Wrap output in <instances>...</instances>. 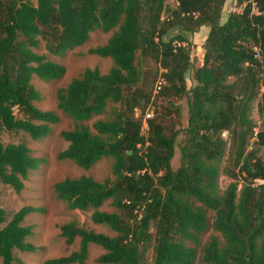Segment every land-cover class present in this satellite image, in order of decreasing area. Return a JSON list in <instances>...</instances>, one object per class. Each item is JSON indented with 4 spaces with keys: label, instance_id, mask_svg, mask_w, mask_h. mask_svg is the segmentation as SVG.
<instances>
[{
    "label": "trees",
    "instance_id": "trees-1",
    "mask_svg": "<svg viewBox=\"0 0 264 264\" xmlns=\"http://www.w3.org/2000/svg\"><path fill=\"white\" fill-rule=\"evenodd\" d=\"M168 1L0 0V129L33 139L46 135L58 116L34 106L41 94L31 77L58 79L64 73L61 64L34 50L42 43L49 55L62 56L91 31L114 29L103 45L88 50L111 58L113 66L106 73L85 68L55 96L56 107L73 122L59 131L67 144L56 158L87 170L110 156L112 180L81 174L55 181L52 190L68 210H90V221L115 235L75 219L61 223L58 237L77 247L43 264H84L90 244L102 250L95 257L99 264H144L149 245L151 264H194L195 247L186 242L198 245L208 227L219 237L210 236L199 247L202 264H264V155L257 154L264 151V0H251L257 14L250 12L249 0H235L237 6L244 3L241 10L222 22L225 0H176L173 7ZM201 26L208 27L201 63L187 85L185 33ZM173 29L177 32L167 36ZM248 41L259 44L261 63L245 48ZM145 58L160 69L164 84L154 94L166 104L146 120L143 135L141 116L150 98L141 68ZM172 98L185 99L181 131L174 128L179 108ZM256 98L260 128L249 116ZM109 103L116 105L111 116L93 121L92 132L84 122L104 113ZM134 107L140 109L137 116ZM176 146L178 164L172 169ZM43 162L23 142L0 141V184L20 192L29 171ZM219 174L229 179L223 189ZM105 203L113 211L101 210ZM31 213L45 209L22 205L7 217L0 207V264H25L15 251L43 249L27 240L32 226L22 221Z\"/></svg>",
    "mask_w": 264,
    "mask_h": 264
},
{
    "label": "rangeland",
    "instance_id": "rangeland-1",
    "mask_svg": "<svg viewBox=\"0 0 264 264\" xmlns=\"http://www.w3.org/2000/svg\"><path fill=\"white\" fill-rule=\"evenodd\" d=\"M34 3V0H31ZM169 7L175 6L172 0L167 2ZM237 8L236 2L231 0H225L223 8L221 10L220 21H222L229 12ZM164 15V14H163ZM162 15V16H163ZM114 30V29H112ZM111 31L102 32L98 29L91 31L88 35V39L80 46L66 51L62 56H52L46 53L42 43L34 51L39 54H44L47 59L59 63L64 67L63 75L58 79L41 80L37 76L31 77V84L41 94L40 100L34 102V106L41 110H52L58 116L56 123L48 124L49 131L46 135L33 139L23 131L9 132L0 129V141L2 143H17L23 142L29 148L31 155L39 156L44 159V162L40 164L35 170L29 171L27 179L24 181L23 188L20 192L16 193L13 189L7 185L0 184V207L5 211L8 217L13 211L21 207L22 205L40 206L45 209V213H31L23 221L22 224L32 226V235L27 238L29 242L36 246H41L43 249L35 252H21L15 251L14 255L25 262V264H43V261L48 258L57 257L67 254L69 251L77 247V242L74 241L72 245H65L58 237L57 226L61 223L69 220H76L79 224H82L86 228L94 231L102 232L109 236H114L115 233L111 231L104 224H93L89 219V211L68 210L65 207V203L55 197L52 190V184L64 177H77L80 174H86L91 176L96 181L112 180V174L110 171V165L112 159L110 156L102 157L95 162L89 169L83 170L75 165L69 159H57V152L63 150L66 147V142L59 136V131L71 129L73 126L72 119L60 111L56 107V92L57 90L66 86V84L75 77H78L85 68H96L99 73H106L112 66L113 62L109 57H100L93 53H89V49L99 45H103L111 34ZM204 28L199 27L192 34H186L188 40V53L190 58V67L185 73L186 84L190 83V75L192 69L201 63L202 57V42L204 39ZM180 32V30H178ZM176 29L171 30L167 36L174 35ZM183 32V31H182ZM141 68L143 69V76L147 83V88L150 90V98L145 105L154 110H160L166 104L161 97L155 98L153 93L154 82L157 79L160 69L156 66L155 62L150 59H143L141 61ZM171 102L174 106L179 108V118L172 117L174 128L181 131L185 126L186 120V103L184 98H172ZM257 98L251 102L249 116L254 123L255 128L261 127V122L256 110ZM111 106L116 107L109 103L105 109V112L92 116L84 124L87 125L92 132L94 130L91 127V123L97 119H107L111 116ZM144 107V108H145ZM226 137V133L223 135ZM177 141L181 140V133L177 135ZM253 144H249V147ZM257 154L264 155L263 150H259ZM178 164V148L175 147L174 155L170 161L172 169ZM229 182V179L224 175L219 174L218 185L220 189H223ZM104 211H113V209L105 203L101 208ZM208 224L212 220V211H206ZM210 236L219 237L218 233L211 228H207L199 236V244L193 245L190 242H186L187 245L195 247L196 257L194 264H202L200 262V246L207 241ZM102 250L95 246L89 245L87 258L84 264H99L95 261V257L98 256ZM152 261V248L147 246L144 254V264H151Z\"/></svg>",
    "mask_w": 264,
    "mask_h": 264
},
{
    "label": "built area",
    "instance_id": "built-area-1",
    "mask_svg": "<svg viewBox=\"0 0 264 264\" xmlns=\"http://www.w3.org/2000/svg\"><path fill=\"white\" fill-rule=\"evenodd\" d=\"M176 1V0H175ZM250 1V12L253 14H257L258 11L256 9V7L254 6V2ZM234 2V1H233ZM176 4V2H175ZM244 3H242L241 5H238L237 8L235 10L232 11H236L239 12L241 10V7ZM192 16H195L196 13L195 12H191L190 13ZM245 48L247 49V51L249 52L251 58L253 60H255L258 63H261V50H260V46L257 43L254 42H245L244 43ZM164 84V80L163 78L158 74L157 79L154 82V86H153V93H156L158 91V89L160 88V86ZM134 116H137L140 113V109L138 107H134L132 110ZM153 115L152 109L149 108L148 106L144 108L143 112H142V116H141V132L143 133V135L146 134V129H147V125H146V120L148 118H151ZM225 134V131H223L221 133V135L223 136ZM258 181V180H257Z\"/></svg>",
    "mask_w": 264,
    "mask_h": 264
},
{
    "label": "crops",
    "instance_id": "crops-1",
    "mask_svg": "<svg viewBox=\"0 0 264 264\" xmlns=\"http://www.w3.org/2000/svg\"><path fill=\"white\" fill-rule=\"evenodd\" d=\"M174 3L176 2L175 0H172ZM233 3H235V0H231ZM225 2V1H224ZM224 5V4H223ZM222 8H223V6H222ZM222 10V9H221ZM222 13V12H221ZM225 17H226V15H225ZM225 17H224V19H225ZM223 19V20H224ZM222 20V21H223ZM222 21H220V22H222ZM201 27H203L205 30H204V34L206 35L207 34V31H208V27H206V26H201ZM205 35H204V37H205ZM202 55V54H201ZM199 64H200V62H199ZM67 144V143H66ZM100 160V159H99ZM84 170V169H83ZM83 174V173H82ZM81 175V174H80ZM79 176V175H78Z\"/></svg>",
    "mask_w": 264,
    "mask_h": 264
}]
</instances>
